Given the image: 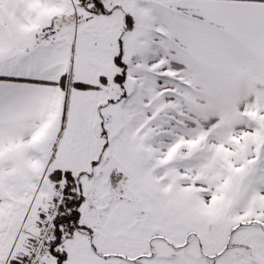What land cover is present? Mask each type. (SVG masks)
<instances>
[{
  "label": "snow or ice",
  "instance_id": "obj_1",
  "mask_svg": "<svg viewBox=\"0 0 264 264\" xmlns=\"http://www.w3.org/2000/svg\"><path fill=\"white\" fill-rule=\"evenodd\" d=\"M0 264H264V0H0Z\"/></svg>",
  "mask_w": 264,
  "mask_h": 264
}]
</instances>
